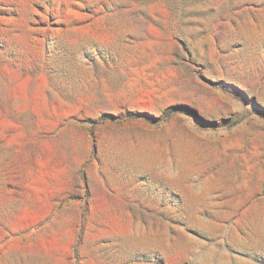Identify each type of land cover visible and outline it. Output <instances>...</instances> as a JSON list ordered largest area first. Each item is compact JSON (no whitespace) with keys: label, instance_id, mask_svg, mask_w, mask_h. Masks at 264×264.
<instances>
[{"label":"rangeland","instance_id":"374dc122","mask_svg":"<svg viewBox=\"0 0 264 264\" xmlns=\"http://www.w3.org/2000/svg\"><path fill=\"white\" fill-rule=\"evenodd\" d=\"M0 264H264V0H0Z\"/></svg>","mask_w":264,"mask_h":264}]
</instances>
